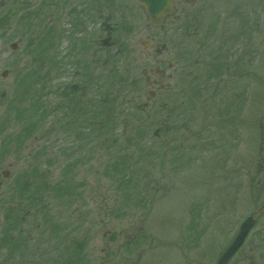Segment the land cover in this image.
<instances>
[{
  "label": "rangeland",
  "instance_id": "obj_1",
  "mask_svg": "<svg viewBox=\"0 0 264 264\" xmlns=\"http://www.w3.org/2000/svg\"><path fill=\"white\" fill-rule=\"evenodd\" d=\"M254 1L228 38L220 0L159 26L134 0H0V264H216L264 203ZM232 262L264 264V214Z\"/></svg>",
  "mask_w": 264,
  "mask_h": 264
},
{
  "label": "flooded vegetation",
  "instance_id": "obj_2",
  "mask_svg": "<svg viewBox=\"0 0 264 264\" xmlns=\"http://www.w3.org/2000/svg\"><path fill=\"white\" fill-rule=\"evenodd\" d=\"M211 0H177L175 2V0H173V11L174 10H184V9H192V7L196 6L197 4L201 3V2H204V8L205 10H210L211 6H212V2H210ZM185 2H189V4H185ZM242 3H244L243 5L246 7V10L249 11V16L247 14V11L245 13V17L242 16L241 13H239L242 8ZM184 4V6H183ZM255 4L256 5V2L254 0H250L249 1H245V0H220V4H219V9L216 11V16L218 17L219 21L222 22V26L226 23V24H229V26L231 27L233 24L234 27L237 28H240V25L242 23V20L244 18H246V21H248L251 25H254V20H252V12L250 10H252V5ZM186 5V6H185ZM228 6V7H227ZM229 9V10H228ZM250 9V10H249ZM227 10L229 11V14L227 13ZM171 15V13L169 14ZM213 15V14H212ZM226 24L223 26V29H225L223 32H225V35H228V28L226 27ZM230 41H227L225 42L226 44V47L229 48L230 46ZM158 47H160L159 45H157ZM165 48V47H164ZM250 234V233H249ZM249 234L247 236V238L245 239V242L243 244V246L246 244L247 242V239L249 237ZM237 233H235L233 235V237L231 238V240L229 241V243L224 246L221 251L219 252L218 254V257H217V260L216 261V264L220 258V256L222 255V253L225 251V249H227L230 244L234 241V238L236 237ZM243 246L236 252V254L233 256V258L229 259V262L228 264H232L234 261V259L237 258V254L239 253V251L241 249H243Z\"/></svg>",
  "mask_w": 264,
  "mask_h": 264
},
{
  "label": "water",
  "instance_id": "obj_3",
  "mask_svg": "<svg viewBox=\"0 0 264 264\" xmlns=\"http://www.w3.org/2000/svg\"><path fill=\"white\" fill-rule=\"evenodd\" d=\"M137 2L144 5L146 13L151 23L160 24L164 18V15L172 10L171 0H136ZM264 213V204L259 206V208L253 212L245 222L242 224L240 231L236 238H234L233 244L226 249L224 254L221 256L217 264H227L234 253L243 245V242L256 223L257 219Z\"/></svg>",
  "mask_w": 264,
  "mask_h": 264
}]
</instances>
